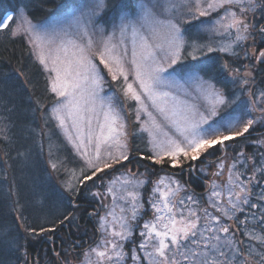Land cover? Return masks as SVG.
I'll list each match as a JSON object with an SVG mask.
<instances>
[{"label":"snow or ice","instance_id":"1","mask_svg":"<svg viewBox=\"0 0 264 264\" xmlns=\"http://www.w3.org/2000/svg\"><path fill=\"white\" fill-rule=\"evenodd\" d=\"M31 4L0 9V33L23 41L44 82L34 97L17 70L27 137L41 153L46 138L45 171L63 174L38 194L71 205L58 225L78 227L81 203L90 206L98 238L81 264H264V0H77L41 23ZM8 83L0 145L11 160ZM14 150L31 161L30 148ZM7 237L0 230L29 264Z\"/></svg>","mask_w":264,"mask_h":264},{"label":"trees","instance_id":"2","mask_svg":"<svg viewBox=\"0 0 264 264\" xmlns=\"http://www.w3.org/2000/svg\"><path fill=\"white\" fill-rule=\"evenodd\" d=\"M77 0H33L29 11L33 23L45 22L59 10V6L74 5ZM15 4V0H0V9L8 8ZM23 70L27 78L31 80L28 85L34 97L43 96V78L35 67L28 55L26 45L20 39H9L0 33V80L8 78V85L4 92L6 102L15 106V111L11 113L12 119L16 123L15 145L11 151L12 158L8 159L4 155L6 149L0 145V230H7V239L17 238L21 245H24L29 264L38 261L39 264H64L65 258L68 264H81L84 257L82 253L88 249L98 234L95 230V221L85 214V209L90 210V206L81 203V209L77 213V225L69 227L58 225L59 218L67 211L71 210V205L67 200L58 201L54 198L45 199L38 193L43 189L45 192L50 185L59 186L63 174H53L49 177L45 171V158L47 156V142L44 140L45 150L40 152L39 137L35 141L27 137L25 124L32 125L31 117L26 116L29 100L28 94L20 90L17 81L23 77H18L17 70ZM0 115L7 116L0 106ZM42 121L37 117L35 125L37 128ZM264 131V129H261ZM255 135V134H254ZM135 143L143 147L139 139ZM15 148H30L32 159L28 163H18L15 161ZM248 151H252L249 145ZM69 161L73 157L65 153ZM219 155V153H217ZM8 160V164H3ZM159 166H157V170ZM7 173L8 179L5 181L3 176ZM159 174V172H158ZM182 181L191 185L197 193L203 192V184L196 179V175L190 178L187 173L181 177ZM23 215L24 219L17 217ZM57 224L55 232L44 233L39 237H31L24 230L28 227H39L42 224L52 226ZM23 225V227H21ZM75 245V247H73ZM56 253L61 255L58 257ZM21 253L15 251L8 244L0 243V264H22Z\"/></svg>","mask_w":264,"mask_h":264}]
</instances>
